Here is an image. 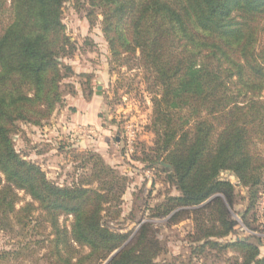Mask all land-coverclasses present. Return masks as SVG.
<instances>
[{
    "label": "trees",
    "instance_id": "16d2710c",
    "mask_svg": "<svg viewBox=\"0 0 264 264\" xmlns=\"http://www.w3.org/2000/svg\"><path fill=\"white\" fill-rule=\"evenodd\" d=\"M66 1L0 0V230L49 227L47 264H170L155 260L150 224L129 239L105 221L125 179H102L110 169L99 157L96 188L62 186L14 148L19 121L41 125L62 103V80L71 71L63 59L74 50L61 17ZM73 2L89 22L100 16L115 61L146 74L154 136L146 160L178 191L161 214L175 212V219L193 210L199 251L232 249L241 253L234 264H264L257 243L216 240L235 226L221 198L231 203L233 184L221 173H233L248 189L247 210L264 187V0ZM18 190L32 201L16 209ZM61 214L71 215L70 225L59 223ZM16 254L0 250V264H23Z\"/></svg>",
    "mask_w": 264,
    "mask_h": 264
},
{
    "label": "rangeland",
    "instance_id": "374dc122",
    "mask_svg": "<svg viewBox=\"0 0 264 264\" xmlns=\"http://www.w3.org/2000/svg\"><path fill=\"white\" fill-rule=\"evenodd\" d=\"M61 17L74 49L63 59L71 71L62 80V103L41 125L19 121L12 135L15 150L39 166L47 179L62 186L82 183L96 188L98 181L92 175L98 168L94 167V157H99L110 169L102 179H125L119 180L125 185L120 201L112 200L108 205L111 209L103 213L105 221L112 229L129 233V239L141 224H150L159 245L155 257L158 262L234 264L235 259L240 260L241 253L232 249L198 250L193 210L178 211L175 219V212L161 214L166 198L178 195V191L156 165L151 168L146 160L154 138L147 128L151 102L146 74L135 65L128 67L111 57L99 15L89 22L86 13L69 0L63 4ZM259 27L263 28L260 43L264 44V18L259 20ZM129 130L134 134L131 150L126 144ZM220 177L233 184L231 203L221 198L235 226L229 235L216 240L225 243L247 239L257 243L259 256H264V187H259L255 206L247 210L248 189L229 171ZM85 179L90 183H83ZM17 193L16 209L32 201L23 191ZM38 212L33 210V216ZM71 219V215L61 214L59 223L68 226ZM17 228L0 230V250L17 251L16 258L23 264H47L42 254L50 228L34 223L25 231Z\"/></svg>",
    "mask_w": 264,
    "mask_h": 264
},
{
    "label": "built area",
    "instance_id": "2783aa9c",
    "mask_svg": "<svg viewBox=\"0 0 264 264\" xmlns=\"http://www.w3.org/2000/svg\"><path fill=\"white\" fill-rule=\"evenodd\" d=\"M133 132L131 130H129V132L127 133L126 137H127V147L130 148L131 150V147H132V144H133Z\"/></svg>",
    "mask_w": 264,
    "mask_h": 264
},
{
    "label": "water",
    "instance_id": "95a60500",
    "mask_svg": "<svg viewBox=\"0 0 264 264\" xmlns=\"http://www.w3.org/2000/svg\"><path fill=\"white\" fill-rule=\"evenodd\" d=\"M164 165H166V164H164Z\"/></svg>",
    "mask_w": 264,
    "mask_h": 264
}]
</instances>
